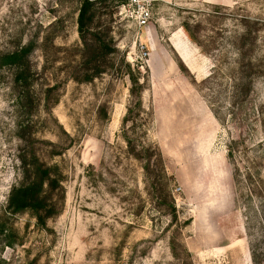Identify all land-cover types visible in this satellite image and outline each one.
I'll return each instance as SVG.
<instances>
[{
  "label": "rangeland",
  "instance_id": "374dc122",
  "mask_svg": "<svg viewBox=\"0 0 264 264\" xmlns=\"http://www.w3.org/2000/svg\"><path fill=\"white\" fill-rule=\"evenodd\" d=\"M122 1L95 4L94 30L115 63L81 82V0H0V54L31 39L39 47L27 107L15 67L0 61V264H264V0L155 1L142 60ZM247 31L246 61L261 73L236 96L230 69ZM129 72L146 82L147 112L124 122ZM128 140L159 146L168 183ZM32 149L64 176L46 225L7 208Z\"/></svg>",
  "mask_w": 264,
  "mask_h": 264
},
{
  "label": "trees",
  "instance_id": "16d2710c",
  "mask_svg": "<svg viewBox=\"0 0 264 264\" xmlns=\"http://www.w3.org/2000/svg\"><path fill=\"white\" fill-rule=\"evenodd\" d=\"M103 0H81L78 15V32L82 43L78 52L80 60L77 61V69L74 74V79L77 81H92L96 77L106 73L108 69L114 66L113 61H109L108 57L115 52V48L107 43L100 31L94 30V21L96 17L95 4ZM123 0L121 3H125ZM121 10V6H120ZM89 35L92 36L94 42H89ZM241 46L239 47V58L236 64L230 69V74L234 80V95L246 94L250 91V86L253 78L261 73V66H257L251 61H246L247 52L244 51L246 45L253 44L250 38V32L241 34ZM191 39V37H190ZM192 41V39H191ZM193 42V41H192ZM41 48L46 49L42 46ZM39 49L35 39H31L26 43L20 44L14 50L2 52L0 61L2 65L15 67V83L19 88L20 100L24 99L23 105L27 107L28 102L33 103L31 87L35 80L36 70L33 71L32 54ZM103 60V61H100ZM260 67V68H259ZM214 70L208 76L214 78L221 70V65H215ZM140 73V71H139ZM131 79L130 92L133 101L129 104L127 114L124 117V122H127L135 112L137 114L147 112L143 93L146 90L145 81L140 83L139 77L129 72ZM146 80V78H145ZM56 86H48L47 91H53ZM29 113V112H27ZM30 123H27L29 127ZM23 139L26 141L25 136ZM132 153L141 158L144 155H149L155 159L160 166L159 178L169 182L170 177L166 171L162 152L157 144L151 143L145 145H132ZM233 151H230V155ZM152 155V156H151ZM148 159V158H147ZM21 164L20 183L12 186L8 196L7 208L12 214L31 211L37 219L39 225H46L47 220L59 213L60 199L64 194V176L58 164H48L42 160L36 150H25L19 156ZM252 250V259L256 263L258 255L257 250ZM184 251L188 257H191V252L184 246Z\"/></svg>",
  "mask_w": 264,
  "mask_h": 264
},
{
  "label": "built area",
  "instance_id": "2783aa9c",
  "mask_svg": "<svg viewBox=\"0 0 264 264\" xmlns=\"http://www.w3.org/2000/svg\"><path fill=\"white\" fill-rule=\"evenodd\" d=\"M159 0H126L121 6L120 13L129 14L134 25L135 38L139 46V59L150 56L149 47L142 40L143 31L151 23L154 17V2ZM162 1V0H161Z\"/></svg>",
  "mask_w": 264,
  "mask_h": 264
},
{
  "label": "crops",
  "instance_id": "0c3cea01",
  "mask_svg": "<svg viewBox=\"0 0 264 264\" xmlns=\"http://www.w3.org/2000/svg\"><path fill=\"white\" fill-rule=\"evenodd\" d=\"M149 31H150V30H149ZM149 31H148V32H149ZM146 32H147V31H146ZM146 36H147V34H146Z\"/></svg>",
  "mask_w": 264,
  "mask_h": 264
}]
</instances>
